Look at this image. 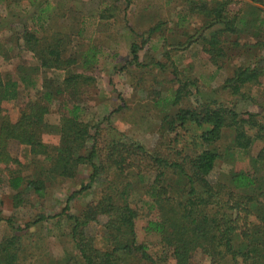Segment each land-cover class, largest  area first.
Listing matches in <instances>:
<instances>
[{
	"label": "trees",
	"instance_id": "16d2710c",
	"mask_svg": "<svg viewBox=\"0 0 264 264\" xmlns=\"http://www.w3.org/2000/svg\"><path fill=\"white\" fill-rule=\"evenodd\" d=\"M21 1L0 0L7 11L4 15L0 10V35L15 32V46L36 60L33 67L19 66L18 74L20 83L37 91L38 99L24 102L13 122L4 104L19 99L20 83L0 76V164L10 172L12 189H32L40 196L47 180H73L80 167H89L88 183L70 195L68 204L86 191L98 192L80 215L69 214L67 206L59 215H41L23 227L6 220L11 234L0 242V264H21L23 238L48 219L61 222L64 218L70 224L74 251L52 264H193L197 252L208 257L210 264H264V144L256 156L250 155L258 142H264V90L259 93L261 100L251 95L252 89H262L264 79V0L243 1L237 11L231 9L234 0L186 1L181 23L195 17L205 22L194 34L185 32L183 43L168 42L170 47L178 54L184 47L199 44L217 71L227 70L235 62L236 66L219 88L209 91H202L200 80L193 75L175 69L172 79L179 86L171 104L182 105L194 92L196 105L180 107L173 116L165 114L152 149L111 126L113 114L96 125L85 120L84 96L96 81L90 73L98 65L101 51L91 47L74 52L75 44L77 48L82 44H77L82 31H57L51 23L54 18L69 16L68 3L28 0V6L37 12L21 10L19 14ZM127 1L129 7L133 0ZM20 25L23 30L18 37L15 28ZM161 31L163 36L165 30L157 24L140 35L141 44L130 47V60L115 70L167 69L155 60L140 63L139 53ZM165 51V58L171 59V53ZM7 52L10 50L0 45V61L9 58ZM80 66L84 71H75ZM59 70L65 72L62 80L45 74ZM222 93L255 103L261 113H240L237 103L223 98ZM162 94L154 91V106L168 104L169 98L162 99ZM55 105L59 125L47 122ZM184 129L189 137L181 134ZM227 130L234 132V141L221 149L218 145ZM165 131L185 141L178 146L180 140L166 136ZM50 135L59 137L57 145L51 143ZM12 142L29 147L34 157H45L44 180L26 179L18 170H10L12 165L20 167L9 149ZM219 162L243 163V168H232L226 181L212 180ZM20 203L18 196L15 206ZM144 217L145 231L160 238L162 251L157 257L138 241L136 222ZM93 224L102 225L95 236L88 233Z\"/></svg>",
	"mask_w": 264,
	"mask_h": 264
},
{
	"label": "rangeland",
	"instance_id": "374dc122",
	"mask_svg": "<svg viewBox=\"0 0 264 264\" xmlns=\"http://www.w3.org/2000/svg\"><path fill=\"white\" fill-rule=\"evenodd\" d=\"M46 1H53L58 4L67 2L71 8L66 19L57 17L51 23L57 31L60 29L71 33L82 31L80 38L77 40V44L80 42L82 44L80 48H77L75 44L74 52L78 49L86 52L91 47L101 51L98 57L99 63L95 71L90 73L96 78V81L89 88V95L84 96L86 104L85 120L96 125L113 114L110 120L111 126L120 132L126 133L128 139L137 140L149 149L154 148L158 143L159 129L160 126L163 128L162 120L165 114L173 116L180 107L187 108L192 104L196 105L197 95L194 92H191L190 98L184 100L182 105L175 107L171 104L173 93L176 92L179 86L172 79L175 69L183 72V74L193 75V78L200 80L202 91H209L210 89L219 88L224 80L232 74V69L236 66L235 62L227 70L217 71L203 54L202 46L199 44L184 47V49L181 48L182 50L178 51V54L170 47L168 42L183 43L187 40V37L184 36L185 32L194 34V30L201 27V24L205 22L203 18L195 17L181 23V18L186 13L187 0H133L129 7L127 0ZM74 1H77V4L82 1L83 7L81 10L74 8V5H77ZM234 1L235 3L231 6V9L237 11L241 7V2L246 0ZM28 3V0L21 1L20 8L17 9L19 14L22 11L37 12L36 9L29 7ZM0 10L4 12V15L7 14L3 4H0ZM157 24H161L162 29L165 30L163 36H161L162 31L153 36L139 53L140 63H153L152 61L155 60L161 64H166L167 69L162 72L160 68L148 67V70H142L141 68L130 67L128 71H116V68L120 69L122 65L130 60L131 45L133 43L141 44L142 38H140V35L146 34ZM22 30L23 26L21 25L15 28L18 37L21 36ZM50 34L48 33V36ZM40 35L45 36L43 33H40ZM0 36V45L10 50V53L7 52L9 58L0 61V76L4 80H13L20 83L19 66L33 67L37 62L30 53L15 46V39L17 38L15 32L6 31ZM165 50L171 53V59L165 58ZM75 71L82 72L84 70L80 66L79 68L76 67ZM45 74L53 80H62L65 77V72L60 70L49 71ZM262 84V89L254 88L251 90V95L258 97L259 100L262 96L259 93L264 90V79H262ZM139 85L141 87L138 90ZM19 87V99L4 104V109L9 113L13 122L18 120L24 102L38 99L36 90L27 88L22 83ZM154 91L163 92L162 99L169 98L168 104L165 106L162 104L161 108L154 106L151 100L156 98ZM221 95L231 102H236L237 110L240 113H261V109L255 103L243 101L239 98H231L226 93ZM121 106L122 109L116 112ZM59 121L60 116L55 105L50 115L47 116V122L51 125H59ZM103 127H105V124H103ZM184 132L185 135L190 136L185 129L181 130V134ZM165 134L172 138H178L174 133L168 134V131H165ZM249 134L253 135L254 132L249 130ZM234 135L232 130L225 131L224 138L218 145L219 148L225 149L231 145L234 141ZM178 139L180 140L178 146H181L185 140ZM49 140L57 145L59 137L50 135ZM263 144L264 142H258L250 155L256 156ZM9 149L12 156L20 162V167L12 165L9 167L10 170H18V174L26 179H45L46 175L42 172L48 166L45 157H34L30 153L29 147L16 142H12ZM242 164H233L235 165L233 166L232 164L219 162L216 174L211 179L219 177V179L222 178V181H226L225 176L230 173L231 169L238 168L240 170L243 168ZM89 175V167L82 166L76 179L68 180L55 177L47 180L44 195L40 196L32 189L27 191L22 189L21 192L12 189L9 185L10 172L6 170L4 165L0 164V179L2 181L0 183V242L11 234L10 226L6 220L11 219L16 226L23 227L34 222L41 215L49 218L59 215L67 206H69V214L80 215L89 203L97 199L98 189L86 191L69 204L68 199L73 192L80 189L82 183H88ZM138 195V198H142L141 194L138 193ZM18 196L21 198V203L15 206V198ZM146 221L147 218L144 217L136 222L138 241L149 248L148 252L151 256L157 257L162 251L160 238L156 234H148L145 231ZM104 222L105 219H102L101 223ZM101 227V224H93L88 233L95 236L96 233H100ZM22 243L24 244L25 253L22 255L21 264H52L64 259L68 251H74L73 242L70 239V224L65 218L61 222L48 219L40 223L34 230L29 232L28 236L23 238ZM192 263L210 264V259L197 252L193 256ZM142 264H148V262H142ZM223 264L226 263L223 262Z\"/></svg>",
	"mask_w": 264,
	"mask_h": 264
},
{
	"label": "crops",
	"instance_id": "0c3cea01",
	"mask_svg": "<svg viewBox=\"0 0 264 264\" xmlns=\"http://www.w3.org/2000/svg\"><path fill=\"white\" fill-rule=\"evenodd\" d=\"M32 2V1H31ZM53 2V1H52ZM76 4H77V1H74ZM79 4H77L76 6L74 5V7L76 8V9H82V7H83V3H82V1H80V2H78ZM53 4L54 5H57V2H53ZM45 6H46V4H45ZM77 11V10H76ZM83 21V20H82Z\"/></svg>",
	"mask_w": 264,
	"mask_h": 264
}]
</instances>
